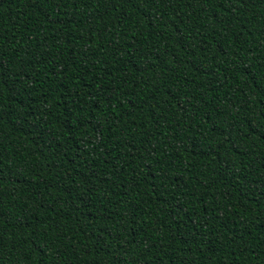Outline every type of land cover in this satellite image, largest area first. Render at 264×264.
<instances>
[{"label":"trees","instance_id":"16d2710c","mask_svg":"<svg viewBox=\"0 0 264 264\" xmlns=\"http://www.w3.org/2000/svg\"><path fill=\"white\" fill-rule=\"evenodd\" d=\"M0 264H264V0H0Z\"/></svg>","mask_w":264,"mask_h":264}]
</instances>
